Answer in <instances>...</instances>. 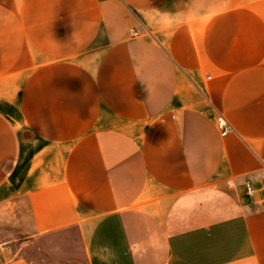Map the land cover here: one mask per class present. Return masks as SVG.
I'll use <instances>...</instances> for the list:
<instances>
[{
  "label": "crops",
  "instance_id": "obj_1",
  "mask_svg": "<svg viewBox=\"0 0 264 264\" xmlns=\"http://www.w3.org/2000/svg\"><path fill=\"white\" fill-rule=\"evenodd\" d=\"M0 203L87 264H264V0H0Z\"/></svg>",
  "mask_w": 264,
  "mask_h": 264
},
{
  "label": "rangeland",
  "instance_id": "obj_2",
  "mask_svg": "<svg viewBox=\"0 0 264 264\" xmlns=\"http://www.w3.org/2000/svg\"><path fill=\"white\" fill-rule=\"evenodd\" d=\"M31 264H87L75 226L35 234L23 205L0 203V248Z\"/></svg>",
  "mask_w": 264,
  "mask_h": 264
},
{
  "label": "built area",
  "instance_id": "obj_3",
  "mask_svg": "<svg viewBox=\"0 0 264 264\" xmlns=\"http://www.w3.org/2000/svg\"><path fill=\"white\" fill-rule=\"evenodd\" d=\"M135 33V32H134ZM216 124L221 134H224L228 130H230L232 127L227 119H225L224 116H222L220 113L216 116ZM245 189H247L248 193H253L254 189L250 185V183H245Z\"/></svg>",
  "mask_w": 264,
  "mask_h": 264
}]
</instances>
